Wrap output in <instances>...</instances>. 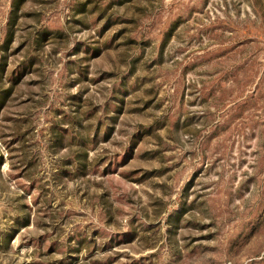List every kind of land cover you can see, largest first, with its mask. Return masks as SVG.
Listing matches in <instances>:
<instances>
[{
	"label": "rangeland",
	"instance_id": "rangeland-1",
	"mask_svg": "<svg viewBox=\"0 0 264 264\" xmlns=\"http://www.w3.org/2000/svg\"><path fill=\"white\" fill-rule=\"evenodd\" d=\"M0 264H264V0H0Z\"/></svg>",
	"mask_w": 264,
	"mask_h": 264
}]
</instances>
